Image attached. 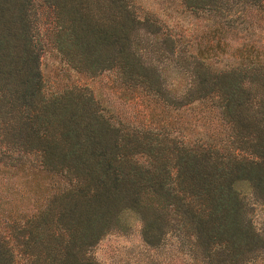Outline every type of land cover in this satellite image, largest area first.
<instances>
[{"label":"trees","instance_id":"obj_1","mask_svg":"<svg viewBox=\"0 0 264 264\" xmlns=\"http://www.w3.org/2000/svg\"><path fill=\"white\" fill-rule=\"evenodd\" d=\"M262 203L264 0H0V264L127 213L147 264H264Z\"/></svg>","mask_w":264,"mask_h":264},{"label":"rangeland","instance_id":"obj_2","mask_svg":"<svg viewBox=\"0 0 264 264\" xmlns=\"http://www.w3.org/2000/svg\"><path fill=\"white\" fill-rule=\"evenodd\" d=\"M102 81H104V77L102 79L98 78L93 80L91 82L93 89L97 90L101 88L102 90H104L105 88L101 83ZM108 95L112 99L111 102L113 103L114 107H116L119 100L117 101V99L113 98L114 96L112 97V94L108 93ZM127 107L131 108L130 105ZM136 107H138V105H136ZM255 206H256L255 208L251 209V213L253 220L258 224L260 220V216L263 215L264 212V203L257 204ZM126 218L130 225L128 232L107 233L102 238H100L92 247L91 252L93 256L101 264H147L148 263L144 255L146 251L143 248V245L140 240L139 222L136 219L135 215L132 213H127Z\"/></svg>","mask_w":264,"mask_h":264}]
</instances>
